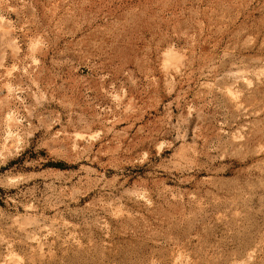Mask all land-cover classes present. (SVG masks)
<instances>
[{
  "label": "rangeland",
  "instance_id": "rangeland-1",
  "mask_svg": "<svg viewBox=\"0 0 264 264\" xmlns=\"http://www.w3.org/2000/svg\"><path fill=\"white\" fill-rule=\"evenodd\" d=\"M0 264H264V0H0Z\"/></svg>",
  "mask_w": 264,
  "mask_h": 264
}]
</instances>
